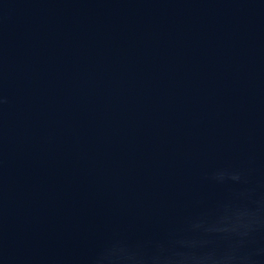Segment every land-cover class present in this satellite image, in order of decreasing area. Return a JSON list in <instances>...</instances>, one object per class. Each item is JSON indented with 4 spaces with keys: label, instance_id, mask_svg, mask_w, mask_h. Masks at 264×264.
Listing matches in <instances>:
<instances>
[{
    "label": "water",
    "instance_id": "obj_1",
    "mask_svg": "<svg viewBox=\"0 0 264 264\" xmlns=\"http://www.w3.org/2000/svg\"><path fill=\"white\" fill-rule=\"evenodd\" d=\"M0 264H264V0H0Z\"/></svg>",
    "mask_w": 264,
    "mask_h": 264
}]
</instances>
